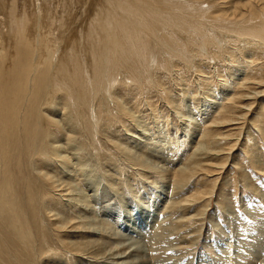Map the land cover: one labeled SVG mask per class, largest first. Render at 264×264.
Listing matches in <instances>:
<instances>
[{
	"label": "rangeland",
	"instance_id": "rangeland-1",
	"mask_svg": "<svg viewBox=\"0 0 264 264\" xmlns=\"http://www.w3.org/2000/svg\"><path fill=\"white\" fill-rule=\"evenodd\" d=\"M11 1L4 0L7 9ZM36 1L40 13L43 2L35 0V4ZM209 1L215 2L211 5L215 6L214 12L218 15L220 9L230 14L240 4L252 2L256 5L263 0ZM204 6L206 8H202L207 9V5ZM6 23L0 15V32L5 38L8 37L7 28L3 26ZM257 26L253 29L254 34L246 32L241 36L239 27L232 28L228 35L217 32L216 38L221 34V41L217 38L220 43L215 41L217 45L209 46L203 52L197 46L189 49V60L172 59L167 69L154 68L149 79L141 82L126 80L127 83L120 78L102 97H95L91 91L85 107L72 99L68 103L51 95L50 100H45L43 93L38 94L41 117L43 112L45 115L39 125L41 134L48 129L50 120L60 122V131L54 134H58L57 146H61L57 149L59 153L48 147L51 152L48 162L42 163L35 154L37 159L29 161V152L23 143L25 138L22 137L21 120L25 117L22 109L18 118L20 130L13 129L12 133H17L10 139L7 137L17 144L10 146L12 149H8L7 157L0 153V188L9 186L7 203L2 205L0 199V264H110L112 261L100 255H93L91 251L82 254L79 245L74 247L66 243L79 241L82 246L87 240H97L115 245L128 244L122 238L123 234L131 236L132 240L141 239L131 230L134 224L143 227L140 231L145 238L144 247L149 244L146 247L149 264H264V94L258 95L254 101L241 102V105L251 103V109L244 123L236 126L238 129L234 131L236 136L233 139L202 142L205 133L213 134V138L230 134L227 128L231 130V127H218L214 122L221 119L223 110L228 108V102L236 92L245 93L251 87L256 92L264 89L258 84L243 86L247 80L249 83L250 79L257 80L260 74L264 75V37L261 40L255 35L264 24ZM211 29L207 31L209 34L213 33ZM56 31L51 28V33L57 34ZM2 47L0 53L4 54ZM58 51L54 50L52 56H57ZM247 51L253 53L243 61ZM14 60L8 57L4 64L9 68ZM247 64H256L255 70ZM45 65L36 68L40 70ZM263 75L258 78V83L264 79ZM225 84L229 88L224 87ZM32 91L35 90H29L27 97H31ZM50 101L56 104L50 105ZM57 138L44 142L53 143ZM1 141V146L3 143L7 146ZM196 150L199 155L195 154ZM216 151L218 155L221 151L223 153L216 157ZM62 153L66 157L64 161L58 157ZM139 154L146 159L144 164L137 165ZM195 166L194 173L190 172V167ZM45 174L58 181L73 183L78 191L74 198L82 196L85 201L78 204L61 196L41 177ZM176 176L189 179L180 183ZM3 188L0 189V198ZM12 208L17 209V217H13ZM10 217L12 221L18 218L25 225L28 231L25 237L19 234L23 229L15 230L9 226ZM57 218L104 221L113 234H119L116 240L115 235H106L105 231L80 236L59 229L61 220Z\"/></svg>",
	"mask_w": 264,
	"mask_h": 264
},
{
	"label": "bare ground",
	"instance_id": "bare-ground-1",
	"mask_svg": "<svg viewBox=\"0 0 264 264\" xmlns=\"http://www.w3.org/2000/svg\"><path fill=\"white\" fill-rule=\"evenodd\" d=\"M38 1L40 2L41 0ZM5 2L4 0H0V15H2V17L5 18V22H7L6 24H3V26L5 29L7 28L6 34L8 35V37L5 38L2 35V32H0V45H3L2 49H4L5 52L4 54L0 53V139L3 142L5 141L7 146H4V143L1 141V143H3V146H1L0 144V153L3 157H7L9 154L8 149H12V147L10 148V146L17 144L12 143L11 140H7V137H9V139L10 136L14 137L17 131H15L16 133L13 134V129L18 130L20 128V121L18 118L19 116H21L20 114L23 109L25 117H22L23 119L21 120V129L24 135L22 137L25 138L23 143L26 146L27 152H29V161L31 159H37L35 157L38 156L40 157L39 160H41L42 163L44 161H47V159L49 158L48 156L51 153L48 149L49 146L51 148H54L55 153H59L58 147H60L61 145L57 146V142L59 140L57 138L58 134L55 136L54 132L58 133L60 131L61 123L54 119L50 120L48 129L45 128L41 134L42 130L39 129V125L41 122V118L45 115H43V112L41 117V112L39 111L40 98L38 97V94L43 93V97L45 100H50L51 95L57 96L68 103L72 99L77 101L80 106L84 105L85 107L89 99V93H91V91L93 92L95 97L98 95L102 97V94H106L107 92H109L113 83L115 81L118 82L117 80H120V78H123V81L125 82L133 80H139V82H141V80L143 79L146 80L145 78L149 79L154 68L155 70L162 67L167 69L169 66V61L172 59L174 61L175 58H178V60L182 59V61L187 60L189 58L188 50L196 46L199 48V50H201V52L205 51L209 46L215 45V41H217L219 38L221 39V34L228 35V33L231 32L230 30L232 28L239 27L241 36L246 32H251L252 34H254V27L264 24V3H257L256 5L252 2L248 4H240L236 7V10L230 14L223 11L221 12L220 9L218 10L219 14L216 15V12H214L215 6L211 5L215 2L209 0H42L43 5L41 4L42 9H40V11L42 12L41 15V12L39 13L36 9L37 1L35 4V0H12V4L9 3L8 9L5 6ZM204 5H207V9L202 8L205 7ZM242 10L246 11L242 13ZM189 18H191L192 20H190ZM194 21L195 23L197 22V24H195ZM207 25H210L212 29ZM51 28H53V30H57V34L51 33ZM248 28H250V31H247ZM209 29L213 31L214 35L215 33H221L219 37L217 36L218 39L216 38V35H213V33L209 34L207 32L209 31ZM236 33H239V31H237ZM255 35L260 37V39L264 37V28L258 29ZM223 37L225 38V36ZM255 43H257V41H255ZM58 49V55L52 56L54 50L57 51ZM251 53L253 52L247 51L243 55V61L249 58L251 56ZM8 57L15 59L13 62V66L9 65V68L6 63L4 64V61H7ZM234 59L235 57L233 56L232 60ZM43 64H46L45 67L43 66L44 68L41 67L40 70L36 68V66H41ZM258 64L259 63H257V65ZM255 65L248 66L255 70ZM173 66L174 65H172V67ZM261 71L262 70H260V72ZM240 74L242 75V73ZM261 75L263 74H260L258 78L262 77ZM258 78L256 79L258 80ZM253 79H250L252 81L249 83H247V80V82L244 83L243 86H246L248 84L256 86L258 84L260 88H264V79H261L262 82L260 83H258L257 80ZM228 84L230 85V83ZM228 84H225L223 86L227 87ZM246 87H243V90H245ZM221 88L219 89V91L221 90ZM140 89L141 88H139V90ZM29 90H35L34 92L32 91L31 97H27ZM126 90L128 89L126 88ZM254 90L256 89L254 87L252 89L251 87V90H249L248 88V90H245L246 92L244 91L245 93H243V91L242 93L236 92V95L230 98V101L229 99L227 100L229 101V104L227 106L228 108H225L226 110H223L221 119H217L216 122H214L213 119L211 120L212 122L217 123L218 125H216L218 127H231V130L227 128V132H229L230 134L226 136L217 135L218 137L213 138V134H206L204 132L205 135L203 134L204 137L202 138V142L206 140L214 141L215 139H218V141H230L231 139H233L236 136L234 131L238 129V127L236 126L244 123L243 120H245L248 111L251 109V103L248 105H241V102H247L249 100L254 101V99H256L258 95H260L261 93L264 94V89L262 91L260 90L261 92H256ZM209 92L211 91L209 90ZM25 101L27 107L24 109L23 104L25 103ZM49 104L54 105L56 103L50 101ZM117 105L119 107V104ZM123 106L124 105H122L121 107ZM125 107L126 106H124V108ZM124 108L121 109L125 110ZM66 109L68 108H65L64 110ZM50 131L53 132L50 133ZM225 131L226 130H224V132ZM53 137L57 138V141L45 144V140L53 139ZM16 139H18V137ZM16 139L14 142H16ZM213 144L215 143L213 142ZM202 146L204 147V145ZM207 146L205 144V150H207ZM210 146L211 142L209 144V147ZM234 147L235 146H233V149ZM229 149L231 148L229 147ZM199 150L200 149H198V151ZM212 150L213 149H211L210 151ZM216 153V157H218L220 153L219 155L217 151L215 152V154ZM34 154L36 156H34ZM195 154L199 155L197 150ZM140 155L141 154H139V157L136 159L137 165L138 163L144 164V162L146 161V159L140 157ZM58 157L60 159H63L62 161L66 160V157L63 156V153L61 156L58 155ZM19 162L21 161L19 160ZM198 166L197 169L199 168ZM64 167L66 166L64 165ZM195 168L196 166L190 167V172L194 173ZM182 171H184L183 168ZM9 173L11 172L9 171ZM184 174L185 173H180V175ZM2 175L3 174H1V176ZM41 177H44V180H46L48 184L50 183V188L59 192L61 196L69 198L70 200H75L78 202V204H82V202L85 201V197H79L80 195L78 196L79 198H74V196L78 194V191L76 189L77 186H74L73 183L69 181L62 182L56 179H52L53 176L49 178L50 176L47 177L46 174L41 175ZM176 178H178V181L180 183L185 182L187 179H189L187 177L177 176ZM185 178L187 179L185 180ZM8 190L9 186L3 188L1 194L2 196L0 198L2 200V205H5L7 203L6 200L8 199ZM9 199L11 201V198ZM49 200L51 202V199ZM16 210L17 209L12 208V213L16 214H14L13 217H17L18 215L16 213ZM149 218L150 217H147L146 219L149 220ZM57 220H61L59 229H62L63 231L66 230L69 233H79L80 236L105 231L104 233H106V235H115L116 240L117 235L119 234H113L111 228H108V226L106 225L107 223L104 224V221L101 222L96 219L79 218L77 220H69L67 218H57ZM9 226L15 230L23 229L21 232H19L22 237H25L28 234L25 225H23L18 218H14L12 221V218L10 217ZM140 229H143V227L141 228L139 225L136 226V224H134V227H131V230L134 231V233L139 234V238H141L140 240H132L131 236L123 234L122 238H125L124 240H126L128 244L124 243V240H120L124 244L120 243L116 245L113 243L111 244L107 242H100L97 240H87V242H83L82 246L80 245L79 241L77 243L69 242L66 243V245H71L74 247H77L79 245L80 253L90 254L91 251V254L93 255H100L101 258L112 261L110 264H149V257H147L149 253L146 255V247L149 244H145L146 246L144 247L143 243L145 238H143V233L140 231Z\"/></svg>",
	"mask_w": 264,
	"mask_h": 264
}]
</instances>
